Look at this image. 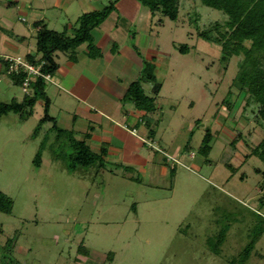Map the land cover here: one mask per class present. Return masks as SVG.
<instances>
[{
  "label": "rangeland",
  "instance_id": "1",
  "mask_svg": "<svg viewBox=\"0 0 264 264\" xmlns=\"http://www.w3.org/2000/svg\"><path fill=\"white\" fill-rule=\"evenodd\" d=\"M112 1L0 0V60L36 53L35 22L72 36L80 16ZM184 5L172 21L152 15L137 0H120L102 25L106 29L94 31L97 41L104 35L103 52L110 54L105 34L119 20L127 31L121 39L128 40L115 53L127 57L128 72L137 69L136 62L156 65L162 90L157 94L154 83L143 84L156 109L136 134L118 122L105 134V119L90 117L91 107L85 109L81 96L65 87L64 80L73 84L74 75L60 72L46 81V94L49 115L66 135L58 137L54 123L41 122V97L32 115L9 113L0 119V191L13 201L10 214L0 213V246L15 238L12 255L21 264H232L246 248L253 251L244 264H264V163L246 158L264 131L253 110L245 108L244 94L231 88L243 56L226 67L221 47L197 35L199 28L225 22L224 13L200 0ZM82 51L87 54V44L77 50L79 70L85 63ZM55 60L63 71L73 63L63 52ZM24 97L22 87L1 75L0 102ZM225 100L235 104L233 110ZM122 108L136 114L132 102H121ZM94 131L103 139L86 138ZM208 133L212 149L206 155L199 148ZM73 139L85 140L96 154L112 147L119 151L71 172ZM129 140L132 146L126 147ZM188 143L190 153L184 150ZM221 231L227 232L218 244Z\"/></svg>",
  "mask_w": 264,
  "mask_h": 264
},
{
  "label": "trees",
  "instance_id": "2",
  "mask_svg": "<svg viewBox=\"0 0 264 264\" xmlns=\"http://www.w3.org/2000/svg\"><path fill=\"white\" fill-rule=\"evenodd\" d=\"M120 0L112 1L101 11H92L83 14L78 19V28L72 36L64 33L50 30L43 22H35L34 27L37 30V51L35 54L29 53L25 59L36 66H41L44 74H49L53 78L58 72L60 66L55 60L57 52H63L69 55L71 61H77V50L84 44H87V55L91 59L102 57V51L96 46L93 32L99 28L116 10V4ZM144 7L148 8L152 15L157 13L168 17L172 21L179 18L180 8L184 5V0H137ZM201 4L211 9L221 11L227 16L225 22L216 21L210 27L197 31L200 39L221 47L220 61L225 63L226 67L234 57L243 58L239 62L238 74L233 80L231 88L239 91L245 96V108L253 110V118L256 125L264 131V0H200ZM195 17V16H194ZM195 21H199L198 18ZM118 46L114 45L112 51L115 53ZM182 52H188V47H183ZM2 70L1 75H7L15 85L22 87L26 78L25 73L10 74L8 72V63L0 60ZM156 65L154 61H143V69L140 77L131 83L122 102H132L137 110L144 112V118L153 113L156 109L155 98L148 96L143 84L154 83L155 91L159 94L162 90L161 84L157 82L155 75ZM45 99V116L41 122L54 123L53 128L57 131L58 137L67 134L68 131L59 129L55 118L49 115L50 99L46 94V80L37 78L29 84V93L21 102L14 99L11 103L0 102V119L9 113L19 114L22 117L32 115L33 109L39 99ZM233 110L235 104L230 101H224ZM226 106V105H225ZM257 108V112H256ZM249 121V120H248ZM257 127V126H256ZM72 133V132H71ZM74 133V132H73ZM150 138L155 136V131L151 130ZM243 133L238 134L232 141L236 145L241 140ZM87 139L91 136L87 134ZM212 137L210 133L204 137L203 144L199 151L208 155L211 152ZM71 146L74 153L71 156L69 168L71 172L78 168H89L99 160L107 157V149H102L100 154L92 151L90 144L85 140L73 139ZM184 150L190 153L189 143ZM256 156L264 163V137L258 145L251 150V154L246 158ZM34 163L39 166L41 163V154L39 153ZM243 179V177H242ZM13 209L12 199L4 192L0 191V213L10 214ZM223 231V230H222ZM219 233L218 244H221L227 231ZM3 230L0 227V237ZM16 239H8L4 246H0V264H21L13 257ZM255 243V241L253 242ZM254 244H252L253 246ZM252 249V250H251ZM218 252V250L213 249ZM253 248H246L238 263L236 260L232 264H244V259L249 257ZM220 252V251H219ZM111 257V256H109ZM113 258V257H112ZM244 261V262H243Z\"/></svg>",
  "mask_w": 264,
  "mask_h": 264
},
{
  "label": "crops",
  "instance_id": "3",
  "mask_svg": "<svg viewBox=\"0 0 264 264\" xmlns=\"http://www.w3.org/2000/svg\"><path fill=\"white\" fill-rule=\"evenodd\" d=\"M101 28L103 29L104 26H102ZM95 30L97 31L98 28ZM96 33L97 32H93L95 43L99 44L97 46L102 51V57L98 59H91L88 57L87 54L85 55V51H82L83 55L81 57H83L82 59L85 60V63L83 62V68L81 70L77 68V63H79L77 60L73 62L71 66H68L67 69L65 68L64 71L60 67L57 73L60 72V75L62 74L74 75L75 79L73 80L74 82L73 84L63 79L65 84L68 85V86L65 85L64 86L65 87L70 86V89L73 92H75V94L78 93V95L81 96L82 102H84L82 104L85 106V109L91 107L90 111L88 112V115H90V117L98 120V117L95 114H93L96 113L99 115V117L105 119V122L103 124L104 128H102L105 134H108L109 132L110 134L113 133L112 131L117 126L116 122H118L119 125L123 124L125 129L130 131L132 135L136 134V128H138V126L144 123L143 120L144 112L136 110V114H135L134 112L131 113L130 111L127 110L126 113L125 112L122 113L123 108L121 109V102L129 86L131 85V83L135 81L132 79L133 77L131 76V74L133 75L134 73L138 74L137 77L139 78L142 72L141 70L143 69V62L142 61L136 62L135 66H137V69L135 70L134 68H132V70L128 72L127 68L125 67L127 57L121 54V50L118 51V53H114L112 51L114 45H117L118 48H120V45L125 46L126 45L125 43L128 40L127 38L121 39V37L124 36V34L125 35L127 34V31L122 25H119V20H118V24L112 26L109 32H106L105 34V36L107 37L106 41H108L109 44V45L106 44V47L107 46L110 47L109 49L110 54L107 53V49H105L104 51L105 53L103 52V47L101 44H103L102 42L104 40V35L102 34L101 36H99V39L97 41ZM133 61H135V59ZM123 67L125 68L124 70ZM0 70H2L1 64H0ZM57 73L54 76V79L56 78ZM105 89L107 91H111L112 95L110 96L106 94ZM131 118L134 121L133 123H131ZM103 137H104L103 134L101 135L95 133V131L93 134H91L92 139L96 138L97 140L98 139L101 140V138L103 139ZM130 142H131L130 140L127 142L126 147L132 146V142L131 143ZM114 148L112 147L111 150L108 149L109 152L118 154L119 150ZM127 151L128 152L131 151L133 153V149L132 150L127 149ZM120 153L123 152L120 151Z\"/></svg>",
  "mask_w": 264,
  "mask_h": 264
},
{
  "label": "built area",
  "instance_id": "4",
  "mask_svg": "<svg viewBox=\"0 0 264 264\" xmlns=\"http://www.w3.org/2000/svg\"><path fill=\"white\" fill-rule=\"evenodd\" d=\"M4 60L8 63V72L10 74H19L25 73L26 78L23 83L24 93H29V84L32 80L37 78H43L46 81H53V77L49 74H44L41 71V66H36L31 62L27 61L25 57H14V56H5Z\"/></svg>",
  "mask_w": 264,
  "mask_h": 264
}]
</instances>
